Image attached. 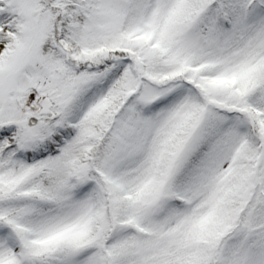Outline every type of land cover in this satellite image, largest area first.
<instances>
[{"label": "snow or ice", "instance_id": "obj_1", "mask_svg": "<svg viewBox=\"0 0 264 264\" xmlns=\"http://www.w3.org/2000/svg\"><path fill=\"white\" fill-rule=\"evenodd\" d=\"M0 264H264V0H0Z\"/></svg>", "mask_w": 264, "mask_h": 264}]
</instances>
